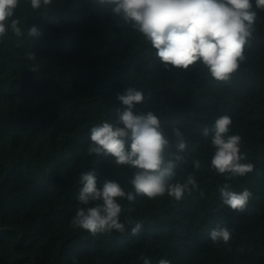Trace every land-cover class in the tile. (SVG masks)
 <instances>
[{
    "label": "trees",
    "instance_id": "16d2710c",
    "mask_svg": "<svg viewBox=\"0 0 264 264\" xmlns=\"http://www.w3.org/2000/svg\"><path fill=\"white\" fill-rule=\"evenodd\" d=\"M257 11L246 60L224 83L202 66L165 70L151 44L97 0H52L39 10L21 0L25 34L0 44V264H143L142 256L152 264H264V11ZM33 25L38 38L27 35ZM129 87L144 91L138 109L155 111L170 140L172 127L184 133L189 147L177 178L194 174L199 188L180 201L124 200L120 219L133 223L93 235L71 225L80 174L94 169L100 182L132 191L133 170L89 154L90 130L115 121L117 96ZM223 115L255 165L228 181L252 192L243 211L223 205L225 178L211 168L214 149L203 136ZM216 227L231 231L228 244L209 239Z\"/></svg>",
    "mask_w": 264,
    "mask_h": 264
},
{
    "label": "clouds",
    "instance_id": "9594fccd",
    "mask_svg": "<svg viewBox=\"0 0 264 264\" xmlns=\"http://www.w3.org/2000/svg\"><path fill=\"white\" fill-rule=\"evenodd\" d=\"M33 10L52 3V0H29ZM101 6H110L114 16L140 33L155 50L165 70H188L203 67L217 82H230L246 60L245 49L256 32L258 11H264V0H97ZM21 0H0V44L9 35L21 38L25 34L21 19L16 16ZM27 35H41L35 25L27 28ZM35 60V55L31 57ZM33 71L38 69L33 67ZM122 108L113 122H103L91 128L89 154L110 157L117 167L133 170L128 181L132 191L126 190L118 180L100 182L96 171L80 174L81 185L77 196L78 206L71 219L75 229L93 235L105 232H125L122 222V201L134 203L137 196L149 200L170 197L177 201L198 190L194 174L183 180L177 170L184 162L189 143L179 127H172L170 140L160 116L155 111L143 112L138 106L146 96L143 90L129 87L117 96ZM232 119L218 117L212 129H204L214 149L210 166L225 178L219 188L223 205L243 211L252 192L234 191L228 182L243 178L254 171L255 165L246 162L242 153V137L231 134ZM196 170L199 160L193 161ZM142 224L131 228L138 234ZM214 243L228 244L232 233L227 227H216L209 233ZM143 264H152L150 258L140 257ZM158 264H172L161 258Z\"/></svg>",
    "mask_w": 264,
    "mask_h": 264
}]
</instances>
